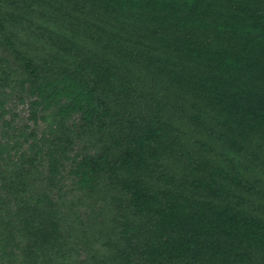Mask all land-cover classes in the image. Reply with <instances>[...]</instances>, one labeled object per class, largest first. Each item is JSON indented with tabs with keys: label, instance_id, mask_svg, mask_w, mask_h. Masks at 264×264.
Instances as JSON below:
<instances>
[{
	"label": "trees",
	"instance_id": "16d2710c",
	"mask_svg": "<svg viewBox=\"0 0 264 264\" xmlns=\"http://www.w3.org/2000/svg\"><path fill=\"white\" fill-rule=\"evenodd\" d=\"M0 264H264V0H0Z\"/></svg>",
	"mask_w": 264,
	"mask_h": 264
},
{
	"label": "rangeland",
	"instance_id": "374dc122",
	"mask_svg": "<svg viewBox=\"0 0 264 264\" xmlns=\"http://www.w3.org/2000/svg\"><path fill=\"white\" fill-rule=\"evenodd\" d=\"M17 111H19L20 112V114L22 115V121H23V124L24 123H28L30 126L32 125V123L31 122H28L26 119H27V117H28V111H27V108L26 107H24V106H19L18 108H17ZM22 124V123H21ZM33 126V125H32ZM45 127V124L44 123H42V122H40L39 123V127H38V129L39 130H41V129H43Z\"/></svg>",
	"mask_w": 264,
	"mask_h": 264
}]
</instances>
